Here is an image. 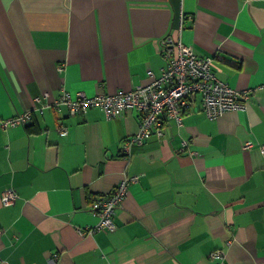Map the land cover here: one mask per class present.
I'll return each instance as SVG.
<instances>
[{
    "label": "crops",
    "instance_id": "1",
    "mask_svg": "<svg viewBox=\"0 0 264 264\" xmlns=\"http://www.w3.org/2000/svg\"><path fill=\"white\" fill-rule=\"evenodd\" d=\"M166 37L211 58L246 108L211 119L194 95L129 154L136 108L38 111L148 85ZM25 112L0 128V198L17 196L0 201V264H264V0H0V121ZM124 180L116 229L89 234Z\"/></svg>",
    "mask_w": 264,
    "mask_h": 264
},
{
    "label": "built area",
    "instance_id": "2",
    "mask_svg": "<svg viewBox=\"0 0 264 264\" xmlns=\"http://www.w3.org/2000/svg\"><path fill=\"white\" fill-rule=\"evenodd\" d=\"M161 55L164 62L161 75L154 77L148 72L152 81L146 86H139L127 92L121 91L114 95L96 94L92 97L82 93L72 96L68 92H62L59 98L41 105L38 111L43 112L62 105L67 108L71 116H76L90 108H98L106 118H114L131 108H136L141 115L139 129L121 146V151L129 154L132 144H140L151 136L161 137L162 114L165 113L168 118L180 124L181 114L190 110L194 95L199 96L202 111L211 119H217L229 111L246 108V95L231 89L214 76L211 58L197 57L190 46L172 37H166L161 41ZM58 71H61L60 67ZM35 102H40V98H35ZM30 117V112L18 114L12 119L0 121V128L22 126ZM65 134L66 132L61 129L60 135ZM261 150H264V146ZM130 180L136 181L137 177H132ZM126 187L127 181L124 180L103 199L97 212L99 221L87 231L89 234L102 228L111 232L116 229L114 216L126 195ZM16 197L14 190L9 188L1 195V204L11 205ZM212 256L222 258V253L218 251ZM53 263L54 258L50 260V264Z\"/></svg>",
    "mask_w": 264,
    "mask_h": 264
}]
</instances>
